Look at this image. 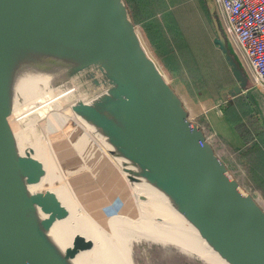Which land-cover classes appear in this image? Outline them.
Returning a JSON list of instances; mask_svg holds the SVG:
<instances>
[{"label":"water","instance_id":"obj_1","mask_svg":"<svg viewBox=\"0 0 264 264\" xmlns=\"http://www.w3.org/2000/svg\"><path fill=\"white\" fill-rule=\"evenodd\" d=\"M205 1L237 81L222 96L251 97L253 79ZM38 103L68 107L227 264H264V206L190 117L126 0H0V264H96L79 258L92 247L82 235L55 237L65 208L36 187L47 174Z\"/></svg>","mask_w":264,"mask_h":264},{"label":"bare ground","instance_id":"obj_2","mask_svg":"<svg viewBox=\"0 0 264 264\" xmlns=\"http://www.w3.org/2000/svg\"><path fill=\"white\" fill-rule=\"evenodd\" d=\"M37 105L30 115L42 121L38 152L47 174L36 187L49 186L65 208L67 216L55 224V237L66 244L80 234L92 243L79 254L82 261L133 264L129 244L144 237L227 264L151 186L133 179L124 170L131 169L125 160L111 154L68 107Z\"/></svg>","mask_w":264,"mask_h":264},{"label":"rangeland","instance_id":"obj_3","mask_svg":"<svg viewBox=\"0 0 264 264\" xmlns=\"http://www.w3.org/2000/svg\"><path fill=\"white\" fill-rule=\"evenodd\" d=\"M193 5L190 3L192 10L190 17L184 16L185 20H181L185 24L198 21V31L200 30L201 36L206 39L207 48L210 51L207 52L208 56L206 55L208 62L213 69L215 81L220 85L217 90L204 87L199 91L201 71L205 72L204 67L201 71L191 73L188 68L172 72L163 65L161 58L166 52L165 49H172V47L177 49V40H175L177 32L174 27L169 29L165 25V19L160 17L155 21H150L146 29L147 33L152 36L151 39L156 49L153 48L152 42L148 41L141 25L137 24L149 51L183 96L190 117L203 124L204 128L207 126L208 138L214 143L217 152L225 159L242 184L264 206V191L260 187L256 173L259 172L260 176L264 177V128L262 126L264 92L253 87L251 97L242 94L229 98L232 99L233 104L226 109L227 100L223 98L222 92L233 87L237 81L224 54L213 41L216 30L211 17L204 12L195 13ZM157 13L161 14V12ZM168 61L173 62L172 58ZM236 113L239 120L234 121ZM17 126L19 125H15L16 128ZM129 251L133 264H218L175 244L168 245L160 241H150L144 237L133 239L129 244Z\"/></svg>","mask_w":264,"mask_h":264},{"label":"trees","instance_id":"obj_4","mask_svg":"<svg viewBox=\"0 0 264 264\" xmlns=\"http://www.w3.org/2000/svg\"><path fill=\"white\" fill-rule=\"evenodd\" d=\"M131 14L135 21L141 25L143 29V33L147 36L148 41L152 42L153 48H155L154 43L152 41V36L147 33L146 29H148V24L151 21H155L162 17L165 19V25L171 29L175 28L177 32V37L175 40L177 49L166 48L161 58V62L165 67L174 72L177 69L184 70L188 68L191 73L194 71H201V68H205V72L201 71V86L200 89L204 87L208 89H219L220 85L215 81V77L213 75V69L209 64V60L207 59V42L204 37L201 36L200 30L198 31V21L195 22H187L186 24L182 22L181 19H184V16L188 18L190 17V3H194L195 13H207L209 16V12L207 9L205 0H126ZM157 9V10H156ZM157 12H161L158 14ZM211 17V16H210ZM185 20V19H184ZM188 20V19H187ZM191 21V20H190ZM168 50V51H167ZM207 55V56H206ZM183 56V57H182ZM179 57V58H178ZM172 58L173 62H169L168 59ZM207 69V70H206ZM200 73V72H199ZM196 75V74H194ZM198 91V92H199ZM233 104L232 99L227 100L226 109L230 108ZM234 121L239 120V117L236 113V118ZM207 126H205L206 129ZM207 133L208 130L206 129ZM209 135V134H208ZM257 173V177L259 179L260 187L264 191V177L260 176L259 172Z\"/></svg>","mask_w":264,"mask_h":264},{"label":"built area","instance_id":"obj_5","mask_svg":"<svg viewBox=\"0 0 264 264\" xmlns=\"http://www.w3.org/2000/svg\"><path fill=\"white\" fill-rule=\"evenodd\" d=\"M222 27L253 85L264 92V0H214Z\"/></svg>","mask_w":264,"mask_h":264}]
</instances>
